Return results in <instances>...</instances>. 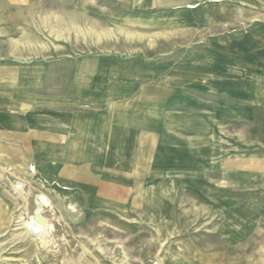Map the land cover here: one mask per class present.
Here are the masks:
<instances>
[{"label":"rangeland","instance_id":"1","mask_svg":"<svg viewBox=\"0 0 264 264\" xmlns=\"http://www.w3.org/2000/svg\"><path fill=\"white\" fill-rule=\"evenodd\" d=\"M119 9L99 0H0V111L12 108L19 89L12 75L21 62L45 59V44L58 57L146 58L164 68L157 73L164 76L170 61L199 52L192 42L207 40L202 33L168 41L163 35L157 40L162 49L149 48L157 36L116 16ZM90 11L107 17L90 18ZM27 36L32 56L17 50ZM243 100L222 98L219 109L216 101L201 100L200 111L190 115L195 131L175 132L177 141L187 142L178 146L193 151L192 170L171 171L176 177L151 171L139 180L141 193L123 203L106 199L105 208L81 191L59 194L42 176L45 161L16 160V141L0 119V264H264V115L249 112ZM37 214L41 224L31 221Z\"/></svg>","mask_w":264,"mask_h":264},{"label":"crops","instance_id":"2","mask_svg":"<svg viewBox=\"0 0 264 264\" xmlns=\"http://www.w3.org/2000/svg\"><path fill=\"white\" fill-rule=\"evenodd\" d=\"M99 1L117 2L116 16L134 19L140 33L156 35L149 36L154 44L149 48L162 49L157 40L163 35L167 41L180 33H202L207 39L192 42L199 52L174 58L164 76L157 74L164 68L146 58L58 57L49 44L45 59L21 62L12 75L10 82L19 89L0 119L6 121L1 129L16 141V160L45 161L42 176L59 194L81 191L89 203L105 208L106 199L123 203L141 193L139 180L151 171L176 177L177 169L192 170L193 151L178 146L187 142L177 141L175 132L195 131L190 115L200 111L201 100L216 101L219 109L222 98H244L249 112L264 115V0ZM101 15L90 11L87 16L107 17ZM24 40L17 50L32 56V41Z\"/></svg>","mask_w":264,"mask_h":264},{"label":"bare ground","instance_id":"3","mask_svg":"<svg viewBox=\"0 0 264 264\" xmlns=\"http://www.w3.org/2000/svg\"><path fill=\"white\" fill-rule=\"evenodd\" d=\"M23 186V185H22ZM46 199V198H45ZM43 201V200H42ZM49 201V200H48ZM50 204H51V202H49ZM49 205V204H48ZM31 221H33L34 223H37V224H41L42 222H43V219H42V217L40 216V215H36V216H34L32 219H31ZM29 225L30 224H27L26 225V230H27V232L29 231V230H31L32 228H30L29 229Z\"/></svg>","mask_w":264,"mask_h":264}]
</instances>
